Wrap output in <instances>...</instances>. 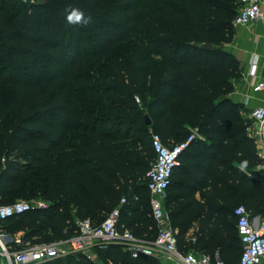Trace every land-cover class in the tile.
<instances>
[{"label": "trees", "instance_id": "trees-1", "mask_svg": "<svg viewBox=\"0 0 264 264\" xmlns=\"http://www.w3.org/2000/svg\"><path fill=\"white\" fill-rule=\"evenodd\" d=\"M69 6L91 22L68 23ZM241 9V0H0V206L51 204L1 231L68 240L78 222L97 227L119 209L121 232L154 242L152 133L167 146L196 133L165 203L177 248L239 264L235 210L264 220V159L229 99L241 71L225 47ZM50 264L160 262L112 246L96 262Z\"/></svg>", "mask_w": 264, "mask_h": 264}, {"label": "built area", "instance_id": "built-area-1", "mask_svg": "<svg viewBox=\"0 0 264 264\" xmlns=\"http://www.w3.org/2000/svg\"><path fill=\"white\" fill-rule=\"evenodd\" d=\"M241 3L242 9L234 22L236 27L264 23V0H241ZM253 89L255 93L264 95V82H257ZM250 120L252 125L249 127V135L256 140L260 156L264 159V106L253 109ZM196 137V133H193L184 142L167 146L157 134L152 133L156 161L147 174V189L152 215L158 229L154 242L139 239L129 231L121 232V213L116 209L100 226H93L89 220L78 222V234L68 240L31 243L25 240L24 232L10 235L0 229V264H50L71 256H83L96 262L98 252L112 246L122 247L134 259H158L160 255H164L175 264H213L208 256H201L193 251L182 254L178 250L177 231L171 225L165 206L175 171L180 165V158L191 147ZM124 203L123 200L122 204ZM50 209L51 204L42 199L17 201L11 205L0 206V228L2 223L10 218ZM235 217L243 247L239 264H264V220L251 217L244 206L235 210ZM217 264H223L219 257Z\"/></svg>", "mask_w": 264, "mask_h": 264}, {"label": "crops", "instance_id": "crops-1", "mask_svg": "<svg viewBox=\"0 0 264 264\" xmlns=\"http://www.w3.org/2000/svg\"><path fill=\"white\" fill-rule=\"evenodd\" d=\"M225 49L239 60L241 71V77L235 84V92L229 99L242 105L246 112L245 118L250 119L253 109L264 106V95L255 93L253 89L257 82H264V23L236 27L235 41ZM258 151L260 152L259 146ZM167 264L175 263L168 260Z\"/></svg>", "mask_w": 264, "mask_h": 264}, {"label": "clouds", "instance_id": "clouds-1", "mask_svg": "<svg viewBox=\"0 0 264 264\" xmlns=\"http://www.w3.org/2000/svg\"><path fill=\"white\" fill-rule=\"evenodd\" d=\"M65 19L70 24H83L87 25L91 22V16L86 15V13L79 7L69 6L65 9ZM247 167V161L241 164V170Z\"/></svg>", "mask_w": 264, "mask_h": 264}, {"label": "rangeland", "instance_id": "rangeland-1", "mask_svg": "<svg viewBox=\"0 0 264 264\" xmlns=\"http://www.w3.org/2000/svg\"><path fill=\"white\" fill-rule=\"evenodd\" d=\"M23 1H32V0H23ZM6 204H9V203H6ZM158 259H159L160 264H167L168 262L167 258L164 255H160Z\"/></svg>", "mask_w": 264, "mask_h": 264}, {"label": "water", "instance_id": "water-1", "mask_svg": "<svg viewBox=\"0 0 264 264\" xmlns=\"http://www.w3.org/2000/svg\"><path fill=\"white\" fill-rule=\"evenodd\" d=\"M205 48H207V49H211L212 46H211V45H208V46H206ZM145 123H146V126H147V127H150V126L152 125V122H151L149 116H146V117H145Z\"/></svg>", "mask_w": 264, "mask_h": 264}]
</instances>
